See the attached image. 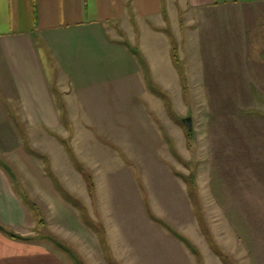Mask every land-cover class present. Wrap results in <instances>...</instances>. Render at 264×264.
I'll return each instance as SVG.
<instances>
[{
	"label": "crops",
	"instance_id": "0c3cea01",
	"mask_svg": "<svg viewBox=\"0 0 264 264\" xmlns=\"http://www.w3.org/2000/svg\"><path fill=\"white\" fill-rule=\"evenodd\" d=\"M179 59L189 83L194 76L196 83L264 84V0H0V139L11 145L18 139L14 158L22 165L41 161L43 180H49L70 212L77 209L96 235L105 264H123L106 221L95 219L87 202L65 187L50 153L34 146L31 131L42 130L54 139L98 207L103 193L80 156L75 135L81 141L84 137L70 117H104L96 124L81 123L96 134L95 148L115 151L127 169L140 165L103 128L114 132L110 117L127 108L135 114L143 109L149 116L147 108L159 114L168 108L173 96L162 83L172 72L184 92ZM157 128L167 144L172 141L171 153H178L167 124L159 121ZM142 173L141 183L134 180L147 192L140 197L148 223L157 221L168 240L179 247L180 238L186 245L178 226L149 210L152 195ZM171 173L179 177L175 168ZM33 180L39 189L40 180ZM32 196L15 165L0 154V264H86L57 236ZM172 205L179 213V200ZM47 226L51 232H44Z\"/></svg>",
	"mask_w": 264,
	"mask_h": 264
},
{
	"label": "rangeland",
	"instance_id": "374dc122",
	"mask_svg": "<svg viewBox=\"0 0 264 264\" xmlns=\"http://www.w3.org/2000/svg\"><path fill=\"white\" fill-rule=\"evenodd\" d=\"M181 48L179 41V58ZM178 64L184 92L172 72L162 85L173 98L161 114L154 108H147L151 116L143 109L135 114L127 108L125 113L110 117L114 132L103 128L106 136L123 142L140 165L127 169L115 151L95 148V132L94 136L81 123L96 124V119L104 117H70L84 137L81 141L82 137L75 135L80 156L103 193L98 207L90 201L82 178L73 172L52 137L42 130L31 131L32 142L50 153L56 174L65 187L87 202L92 216L106 221L114 251L123 264H196L193 255L199 264H264V84L196 83L194 76L189 83L184 63L179 59ZM189 115L191 134L182 121ZM159 121L167 124L178 153L169 150L173 143L169 140L168 146L162 137ZM18 146V139L12 145L0 139V154L15 165L21 182L39 202L57 236L71 245L84 263L105 264L96 235L84 225L77 209L73 207L70 212L59 202L49 180H43L41 161L25 166L14 158ZM174 168L179 177L171 173ZM143 169L154 208L149 210L178 226L187 246L180 238L179 247L168 240L157 221L148 223L140 197L147 192L143 184H138V189L134 180L136 176L141 183ZM33 177L40 180L39 189L32 185ZM163 178L171 183L174 193L177 188L179 196L166 189ZM176 200L179 213L172 209ZM51 227L44 232H51Z\"/></svg>",
	"mask_w": 264,
	"mask_h": 264
},
{
	"label": "water",
	"instance_id": "95a60500",
	"mask_svg": "<svg viewBox=\"0 0 264 264\" xmlns=\"http://www.w3.org/2000/svg\"><path fill=\"white\" fill-rule=\"evenodd\" d=\"M182 121L185 123L188 130L191 131L192 130V117H191V115H189L187 117H183Z\"/></svg>",
	"mask_w": 264,
	"mask_h": 264
},
{
	"label": "trees",
	"instance_id": "16d2710c",
	"mask_svg": "<svg viewBox=\"0 0 264 264\" xmlns=\"http://www.w3.org/2000/svg\"><path fill=\"white\" fill-rule=\"evenodd\" d=\"M255 112H256V111H251L250 113H255ZM257 113L262 115L261 112H257ZM263 115H264V114H263ZM191 133H192V132L189 131V134H191ZM185 178H186V176H185ZM187 178H188V177H187ZM187 178H186V181H187ZM190 178H191V177H190ZM90 182L92 183V181H90ZM187 182H188V181H187ZM72 202H73L74 204L79 205V204L76 203L75 201H72ZM13 236H16V235L13 234ZM179 237H181V238H183V239L185 240V238H184L181 234L179 235ZM196 250H197V249H196ZM196 250H195V251H196Z\"/></svg>",
	"mask_w": 264,
	"mask_h": 264
}]
</instances>
